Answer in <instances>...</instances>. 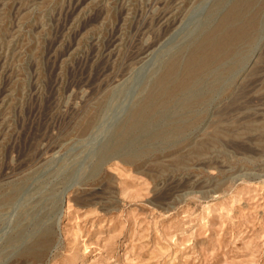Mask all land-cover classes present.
<instances>
[{
	"label": "rangeland",
	"instance_id": "1",
	"mask_svg": "<svg viewBox=\"0 0 264 264\" xmlns=\"http://www.w3.org/2000/svg\"><path fill=\"white\" fill-rule=\"evenodd\" d=\"M235 4L232 56L119 141ZM0 264H264V0H0Z\"/></svg>",
	"mask_w": 264,
	"mask_h": 264
},
{
	"label": "bare ground",
	"instance_id": "2",
	"mask_svg": "<svg viewBox=\"0 0 264 264\" xmlns=\"http://www.w3.org/2000/svg\"><path fill=\"white\" fill-rule=\"evenodd\" d=\"M242 14L243 13L241 12L239 5L235 4L232 8H230V10L221 18L215 32L208 34L204 38L202 43L193 50V52L189 56L188 61L185 64L184 76L180 80L174 81V83L171 85H166V83L169 82L170 79L174 78L176 73V64L170 63V65H167L165 72L156 81L159 90L154 93V95L151 94L150 96H148L143 101L142 105L139 108H136L126 120V122H124V126L122 125L123 127H121L120 131L117 133L119 141L133 128L140 125L146 118L155 113V111L168 106L167 104L172 101L176 97V95L186 91L194 83H197L199 77L201 76L200 74H203L204 72L210 70L214 61L232 56L233 44L246 37L247 28L254 29L256 26L252 18H250L251 20L248 21V24L246 25L248 26L247 28L244 25L239 24V20L242 18ZM150 46L151 45L146 46V48L138 56V59L142 58L144 55L146 56L148 50L151 49ZM257 60L258 59L253 62L251 69L255 66ZM251 69L246 73V75H244V77H242L241 82L249 76L250 71H252ZM179 129L180 128L176 126L175 129H173L172 133H174V130L180 133L182 130ZM109 150L110 152H113V150H116V148L111 146V149ZM37 244L40 250L27 248L28 250L26 249V253L31 255L32 257L39 258L40 255H42L41 248L45 247L46 241L43 238L42 240H39Z\"/></svg>",
	"mask_w": 264,
	"mask_h": 264
}]
</instances>
